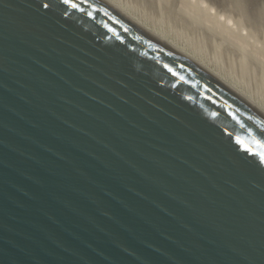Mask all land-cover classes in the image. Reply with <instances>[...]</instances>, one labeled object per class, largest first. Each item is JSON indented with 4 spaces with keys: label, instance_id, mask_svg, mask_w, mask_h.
<instances>
[{
    "label": "water",
    "instance_id": "water-1",
    "mask_svg": "<svg viewBox=\"0 0 264 264\" xmlns=\"http://www.w3.org/2000/svg\"><path fill=\"white\" fill-rule=\"evenodd\" d=\"M0 264H264V118L100 0H0Z\"/></svg>",
    "mask_w": 264,
    "mask_h": 264
},
{
    "label": "rangeland",
    "instance_id": "rangeland-1",
    "mask_svg": "<svg viewBox=\"0 0 264 264\" xmlns=\"http://www.w3.org/2000/svg\"><path fill=\"white\" fill-rule=\"evenodd\" d=\"M107 1L264 111V0Z\"/></svg>",
    "mask_w": 264,
    "mask_h": 264
},
{
    "label": "bare ground",
    "instance_id": "bare-ground-1",
    "mask_svg": "<svg viewBox=\"0 0 264 264\" xmlns=\"http://www.w3.org/2000/svg\"><path fill=\"white\" fill-rule=\"evenodd\" d=\"M102 2H104L106 5H108L109 7H111L113 10H115L117 13H119L121 16H123L129 23H131L132 25H134L135 27L139 28L140 30H142L143 32H145L146 34L150 35L151 37L155 38L156 40H158L159 42L163 43L164 45H166L167 47H169L170 49H172L173 51H175L176 53L182 55L183 57H185L186 59H188L191 63H193L194 65H196L197 67L203 69V71H205L207 74H209L211 77H213V79H215L217 82H219L223 87H225L230 93H232L234 96H236L237 98H239L243 103H245L247 106H249L251 109H253L256 113H258L260 116H262L264 118V111L259 108L257 105L253 104L250 100H248L247 98H245L242 93L240 94L239 91H237L234 87H232L229 83H226V81H223L221 78H219L216 74H214L213 72H211L209 69H207V67H205L203 64H201L198 61L193 60V58H191L189 55H187L184 51L177 49L175 46H172L171 44L167 43V40H163V38H159L157 35L151 33L152 31H148L147 29H145L143 26H141L139 24V22L137 23L135 20H133L131 17L128 16V13H125V11H122L121 9L117 8L116 6H114L113 4H111L110 2H108L107 0H100ZM136 1V0H134ZM138 1V0H137ZM147 1V0H146ZM144 1V2H146ZM176 1V0H175ZM184 1V0H183ZM143 2V3H144ZM149 2V1H147ZM146 2V3H147ZM151 2V1H150ZM156 2V1H155ZM167 2V1H166ZM142 3V2H141ZM152 3V2H151ZM175 3V2H174ZM183 3V2H182ZM186 3V2H185ZM173 4V3H172ZM154 5V4H153ZM152 5V7H153ZM177 5V4H176ZM175 6V5H174ZM151 7V6H150ZM151 7V8H152ZM178 7V6H177ZM149 8V7H148ZM172 8V7H171ZM192 8V7H191ZM157 9V8H156ZM193 9V8H192ZM174 10V9H173ZM175 11V10H174ZM171 12V11H170ZM176 12V11H175ZM174 13V12H173ZM172 13V14H173ZM171 14V13H170ZM196 15V14H195ZM199 16V15H198ZM190 17V15H189ZM200 19V18H199ZM208 25V24H207ZM191 26V25H190ZM193 26V25H192ZM198 26V25H197ZM189 27V25H188ZM199 30V29H197ZM205 32V31H204ZM221 32V31H220ZM223 33V32H222ZM210 34V33H209ZM207 36V35H206ZM214 36V35H213ZM203 38V36H202ZM211 38V37H210ZM224 41V40H223ZM227 41V40H226ZM203 43V42H202ZM226 44V43H225ZM235 86V85H233Z\"/></svg>",
    "mask_w": 264,
    "mask_h": 264
},
{
    "label": "snow or ice",
    "instance_id": "snow-or-ice-1",
    "mask_svg": "<svg viewBox=\"0 0 264 264\" xmlns=\"http://www.w3.org/2000/svg\"><path fill=\"white\" fill-rule=\"evenodd\" d=\"M68 2H69V0H64V3H68ZM72 7H76V5L73 4Z\"/></svg>",
    "mask_w": 264,
    "mask_h": 264
}]
</instances>
